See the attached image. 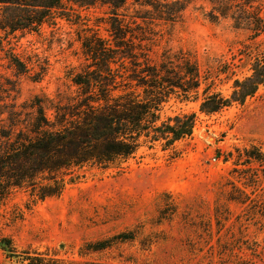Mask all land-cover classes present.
<instances>
[{
  "label": "rangeland",
  "instance_id": "obj_1",
  "mask_svg": "<svg viewBox=\"0 0 264 264\" xmlns=\"http://www.w3.org/2000/svg\"><path fill=\"white\" fill-rule=\"evenodd\" d=\"M75 8L72 20L57 17L39 32L8 37L7 48L29 68L16 73L0 51L5 86L17 84L18 102L74 88L69 71L85 62L83 28L109 36L108 6ZM210 8L208 1L195 0L183 20L157 21L150 55L156 58L166 48L196 54L203 75L229 95L234 78L250 74L264 52V34L253 39L228 19L212 21ZM190 111L198 112V104L175 97L166 107L167 114ZM252 145L264 150V87L244 104L212 116L199 113L193 135L170 148L147 144L122 167L77 169L59 197L35 200L15 189L0 203V236L12 238L20 253L55 258L58 264H264V216L251 200L264 201V183L253 194L234 171L236 149ZM240 189L249 196L244 203L231 199L245 198ZM123 232L136 237L93 250L95 243ZM0 264L27 263L7 258L0 248Z\"/></svg>",
  "mask_w": 264,
  "mask_h": 264
},
{
  "label": "trees",
  "instance_id": "obj_2",
  "mask_svg": "<svg viewBox=\"0 0 264 264\" xmlns=\"http://www.w3.org/2000/svg\"><path fill=\"white\" fill-rule=\"evenodd\" d=\"M72 1L67 6L65 0H0V51H5L18 74L29 68L12 46L7 48L10 35L39 32L45 23L55 24L57 17L72 20L75 5L89 8L100 3L110 10L108 37L99 29H82L85 62L69 71L74 88L18 102L17 84L5 86L0 70V203L15 189H25L35 200L59 197L74 182L77 169L122 167L147 144L170 148L193 135L199 113L212 116L235 103L244 104L264 87V52L255 58L250 74L234 78L229 95L216 88L212 77L203 75L196 54L166 48L156 58L150 55L153 25L183 20L195 0ZM206 1L212 21L228 19L253 39L264 34V0ZM132 6H136L133 13ZM173 97L197 103L199 113L167 114ZM236 152L234 171L254 188V194L264 183V150L252 145ZM240 192L245 200L231 199L244 203L249 196ZM251 200L264 216V201ZM135 237L123 232L95 243L93 250ZM0 248L7 258L27 264L60 263L18 252L10 237L0 236Z\"/></svg>",
  "mask_w": 264,
  "mask_h": 264
}]
</instances>
